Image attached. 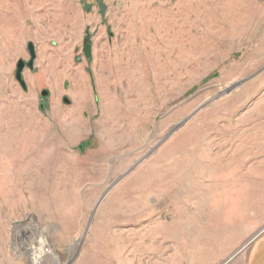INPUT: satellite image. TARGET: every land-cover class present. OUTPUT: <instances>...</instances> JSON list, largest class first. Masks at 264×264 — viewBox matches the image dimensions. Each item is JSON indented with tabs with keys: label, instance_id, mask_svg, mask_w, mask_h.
Returning <instances> with one entry per match:
<instances>
[{
	"label": "rangeland",
	"instance_id": "obj_1",
	"mask_svg": "<svg viewBox=\"0 0 264 264\" xmlns=\"http://www.w3.org/2000/svg\"><path fill=\"white\" fill-rule=\"evenodd\" d=\"M263 230L264 0H0V264H244Z\"/></svg>",
	"mask_w": 264,
	"mask_h": 264
},
{
	"label": "water",
	"instance_id": "obj_2",
	"mask_svg": "<svg viewBox=\"0 0 264 264\" xmlns=\"http://www.w3.org/2000/svg\"><path fill=\"white\" fill-rule=\"evenodd\" d=\"M27 50L29 53V59L27 62L23 61V60H18L16 63V70H15V79L16 81L20 84V86L24 89L25 88V83L24 80L22 78V71L25 68V66L28 69H31L33 67V62L35 59V50H34V46L32 43H28L27 46ZM83 52H84V56L86 58H89L91 53H90V44L85 42L83 44ZM241 82L235 83L233 84L228 90L238 86ZM47 92L44 90L41 92V95L44 96L46 95ZM189 117H187L186 119L182 120L180 123H178L172 130L169 131V133L163 138L166 139L167 137H169V135H171L176 129H178Z\"/></svg>",
	"mask_w": 264,
	"mask_h": 264
},
{
	"label": "crops",
	"instance_id": "obj_3",
	"mask_svg": "<svg viewBox=\"0 0 264 264\" xmlns=\"http://www.w3.org/2000/svg\"><path fill=\"white\" fill-rule=\"evenodd\" d=\"M237 254L230 257L233 260ZM244 264H264V230L255 238L246 252Z\"/></svg>",
	"mask_w": 264,
	"mask_h": 264
},
{
	"label": "flooded vegetation",
	"instance_id": "obj_4",
	"mask_svg": "<svg viewBox=\"0 0 264 264\" xmlns=\"http://www.w3.org/2000/svg\"><path fill=\"white\" fill-rule=\"evenodd\" d=\"M84 44V43H83ZM35 50V49H34ZM25 68H26V66H25Z\"/></svg>",
	"mask_w": 264,
	"mask_h": 264
}]
</instances>
